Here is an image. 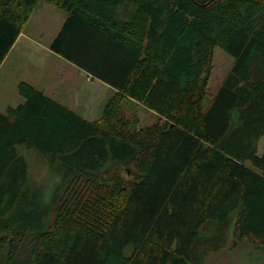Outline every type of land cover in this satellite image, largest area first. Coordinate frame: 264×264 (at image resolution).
I'll return each instance as SVG.
<instances>
[{"label":"trees","instance_id":"obj_1","mask_svg":"<svg viewBox=\"0 0 264 264\" xmlns=\"http://www.w3.org/2000/svg\"><path fill=\"white\" fill-rule=\"evenodd\" d=\"M41 2L66 14L50 51L114 93L87 120L17 84L0 264H204L228 232L264 252V0H0V64ZM216 46L233 65L205 101ZM18 146L57 176L46 197Z\"/></svg>","mask_w":264,"mask_h":264},{"label":"rangeland","instance_id":"obj_2","mask_svg":"<svg viewBox=\"0 0 264 264\" xmlns=\"http://www.w3.org/2000/svg\"><path fill=\"white\" fill-rule=\"evenodd\" d=\"M65 18L66 14L62 10L41 2L25 23L23 36L12 47L0 68V112H4L7 106H16L21 102L17 84L24 81L87 120H95L101 116L114 89L48 52V46ZM232 65L233 57L216 46L205 101L217 92ZM122 110L127 117L138 118L137 129L155 121L154 114L133 101L124 99ZM263 144L264 137L258 144L259 149ZM18 149L27 162L32 180L43 187L46 197V190L49 191L54 185L53 180H57V176L52 175L47 163L36 150L21 146ZM230 234L228 232V240L224 246L206 256L204 264H264V252L247 242L233 244Z\"/></svg>","mask_w":264,"mask_h":264},{"label":"crops","instance_id":"obj_3","mask_svg":"<svg viewBox=\"0 0 264 264\" xmlns=\"http://www.w3.org/2000/svg\"><path fill=\"white\" fill-rule=\"evenodd\" d=\"M22 34H23V32L21 31L20 34L17 36V38H16L14 44L12 45V47L18 42V40L20 39V37L23 36ZM34 41H35V40L32 39V42H33V43H35ZM12 47H11L10 50L8 51V53H7V55L5 56V58L3 59V61L1 62V64H0V68H1V66L4 64L5 60L7 59V57H8V55H9V53H10ZM48 50H49L48 52H51L50 49H49V46H48ZM51 53H52V54H55V53H53V52H51ZM55 55H56L57 57L61 58V57L58 56L57 54H55ZM62 59H63V58H62ZM65 61H66V60H65ZM67 62H68V61H67ZM69 64H71V66H74L72 63H69ZM83 72H84V71H83ZM20 98H21V97H20ZM21 101H22V98H21ZM263 137H264V136H262V137L260 138L259 142L261 141V139H262ZM258 144H259V143H258ZM263 145H264V144H263ZM263 145H262V146H263ZM258 148H259V147H258ZM259 151H261V149H259Z\"/></svg>","mask_w":264,"mask_h":264}]
</instances>
